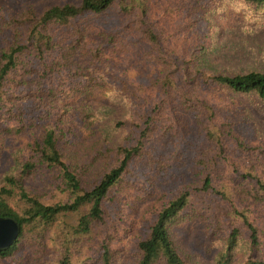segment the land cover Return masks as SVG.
Here are the masks:
<instances>
[{
    "label": "trees",
    "instance_id": "trees-1",
    "mask_svg": "<svg viewBox=\"0 0 264 264\" xmlns=\"http://www.w3.org/2000/svg\"><path fill=\"white\" fill-rule=\"evenodd\" d=\"M13 2L0 216L19 232L0 264H264V140L234 96L264 102V73L202 66L227 6L258 20L264 0H170L160 18L149 0ZM107 99L125 105L117 138ZM186 222L207 244L194 258L173 233Z\"/></svg>",
    "mask_w": 264,
    "mask_h": 264
},
{
    "label": "rangeland",
    "instance_id": "rangeland-1",
    "mask_svg": "<svg viewBox=\"0 0 264 264\" xmlns=\"http://www.w3.org/2000/svg\"><path fill=\"white\" fill-rule=\"evenodd\" d=\"M59 0H44L45 4L53 3ZM170 0H149L152 10L158 18L163 11L168 10ZM1 3L7 6H13V0H3ZM0 3V4H1ZM226 19L218 20L220 28L216 35H212V44L204 56L202 66L215 71H234L245 72L256 70L264 73V16L258 20H250L239 15V7L227 6ZM164 11V12H165ZM168 23H166L167 25ZM244 105L249 120L255 127L253 141L264 140V102L257 99L254 95H234ZM104 100V99H102ZM100 107L98 116L101 117V130L110 131L112 138H117L121 134L115 131L112 123L123 120L126 116L125 105L120 99H107ZM175 237L178 239L180 247L194 258V252L197 246L205 247L207 244L203 241L201 224L196 222H186L173 229ZM196 246V248H195ZM210 260L213 257L211 247ZM200 251V250H199ZM244 248L239 246L235 250V260L243 258Z\"/></svg>",
    "mask_w": 264,
    "mask_h": 264
},
{
    "label": "water",
    "instance_id": "water-1",
    "mask_svg": "<svg viewBox=\"0 0 264 264\" xmlns=\"http://www.w3.org/2000/svg\"><path fill=\"white\" fill-rule=\"evenodd\" d=\"M19 225L12 216H0V251L5 250L15 240Z\"/></svg>",
    "mask_w": 264,
    "mask_h": 264
}]
</instances>
